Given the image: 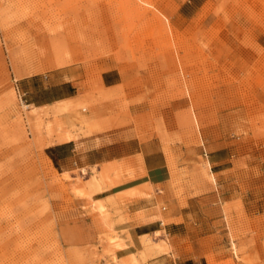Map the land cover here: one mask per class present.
<instances>
[{"label": "rangeland", "instance_id": "obj_1", "mask_svg": "<svg viewBox=\"0 0 264 264\" xmlns=\"http://www.w3.org/2000/svg\"><path fill=\"white\" fill-rule=\"evenodd\" d=\"M106 133L103 153L153 141L168 179L111 195L140 155L50 148ZM132 217L159 222L121 256ZM193 262L264 264V0H0V264Z\"/></svg>", "mask_w": 264, "mask_h": 264}, {"label": "crops", "instance_id": "obj_2", "mask_svg": "<svg viewBox=\"0 0 264 264\" xmlns=\"http://www.w3.org/2000/svg\"><path fill=\"white\" fill-rule=\"evenodd\" d=\"M102 83L105 88H111L113 86H116L119 84L118 79V73L112 72L111 69H106L102 73ZM63 82H70L71 81L66 80ZM73 86V85H71ZM71 96L70 94H65L60 100H67ZM56 102V101H55ZM137 106H130V110L133 112H137ZM103 134H99L98 136H91L87 138H82L78 141H75L73 139L68 140L65 138L67 142H58L50 145H54L50 148H56L57 146H61L63 144H71V150L70 153L65 156V159L71 163L72 165L80 167H86L90 165H95L98 163H101L103 161H111V160H118L124 156H136L140 155L143 165V173L140 175L129 179L125 181L124 183H121L122 185L119 186V188L113 190L109 189V191L105 193L109 194H115L124 192L126 190L135 189L138 188L137 186L150 183L152 185L162 184L164 183L169 175L170 171L166 164V159L163 154H156L151 148L154 145L153 141H146L142 143L137 142V146L129 151V152H122L121 154H115L111 153L109 150H106L105 153H103V148H107L109 144H113V141H105V137L108 136V134H104L106 136H102ZM99 143H97V141ZM49 146V145H48ZM82 147V148H80ZM52 150L50 151L51 156H49L47 153V157L52 162V165L57 171L64 172L69 171L70 169L65 170L60 165V158H57V156L52 153ZM91 150V151H90ZM101 155V156H99ZM211 163L215 165H219L225 161L228 160L227 157L224 156V151L216 150L210 155ZM157 161V162H156ZM118 186V185H117ZM143 200H136L134 202H131L127 204V209L130 214H134L138 211L143 212V217H147L150 215V206L148 203L141 204ZM177 216H183L180 212L176 214ZM159 221H143L140 219H136L132 217V219L128 222L122 223L119 226H116L118 230H127L128 237L126 233L122 234V238L126 242V246L122 249H120L118 252L121 253V256H125L129 253H132L131 250L127 252L128 249L136 248L139 244V237L145 234H149L151 231H154L153 225ZM176 225V224H175ZM192 264H200L193 262Z\"/></svg>", "mask_w": 264, "mask_h": 264}, {"label": "bare ground", "instance_id": "obj_3", "mask_svg": "<svg viewBox=\"0 0 264 264\" xmlns=\"http://www.w3.org/2000/svg\"><path fill=\"white\" fill-rule=\"evenodd\" d=\"M52 66H54V65H52ZM106 118V120H107V117H105ZM104 118V119H105ZM102 120V119H101ZM108 121V120H107ZM117 122H118V120H117ZM99 123H100V121H99ZM104 123H106V122H104ZM116 123V122H115ZM109 124V123H108ZM107 124V125H108ZM105 125V124H104ZM110 125V124H109ZM101 126V125H100ZM109 128H110V126H109ZM113 128V127H112ZM91 132H93V131H91ZM72 136V135H71ZM71 136H69V135H67L65 138L66 139H68V140H71V139H73ZM100 191V190H99ZM133 191H135V189H130V190H126V191H124V192H122L123 194L124 193H132ZM128 196V195H127Z\"/></svg>", "mask_w": 264, "mask_h": 264}, {"label": "trees", "instance_id": "obj_4", "mask_svg": "<svg viewBox=\"0 0 264 264\" xmlns=\"http://www.w3.org/2000/svg\"><path fill=\"white\" fill-rule=\"evenodd\" d=\"M50 151H51L50 148H49V149H46V153H47L49 156H51Z\"/></svg>", "mask_w": 264, "mask_h": 264}]
</instances>
